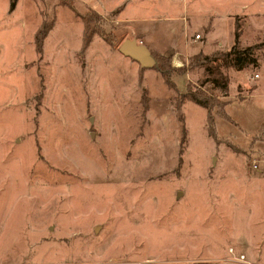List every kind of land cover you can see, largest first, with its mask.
Listing matches in <instances>:
<instances>
[{"label":"rangeland","instance_id":"374dc122","mask_svg":"<svg viewBox=\"0 0 264 264\" xmlns=\"http://www.w3.org/2000/svg\"><path fill=\"white\" fill-rule=\"evenodd\" d=\"M230 1L0 0V264H264V0ZM232 20L255 62H202Z\"/></svg>","mask_w":264,"mask_h":264},{"label":"trees","instance_id":"16d2710c","mask_svg":"<svg viewBox=\"0 0 264 264\" xmlns=\"http://www.w3.org/2000/svg\"><path fill=\"white\" fill-rule=\"evenodd\" d=\"M17 0H10V9L14 7L15 3ZM43 28V27H42ZM41 28V29H42ZM50 27H44L43 31H38V35H40V37H37V48L41 49L42 46V42L41 40H43L45 38V36L48 33ZM238 26L236 27V30L234 32L235 38H234V43L232 44V46L230 47L229 51H225L223 52H214L212 54L209 55H202L199 54L198 58H201L202 62H209V60H214V59H218L220 58H231L233 65H236L240 68H242L243 66H245L246 62L250 61V63L255 62V58L252 57V53H253V48L254 46H246V47H238V43H239V31H237ZM107 42H109L110 44H113V40L109 39L108 36H106ZM151 53V51H150ZM152 55L155 58V62L151 65L152 67H155L157 69V71L159 72L162 80L164 81V83H167L169 87H173L175 88V83H173V81H171L170 77L172 76L173 73H175L176 75L179 73H185V71H187L185 68H179V67H171V63L167 61V58L164 59H157L155 57V54L152 53ZM160 65V66H159ZM141 67V66H140ZM144 68V67H141ZM219 84V83H218ZM220 85V84H219ZM224 87V86H223ZM187 91H185V93L183 94V97H185L186 99L194 102L195 104H199L201 105L203 108H205L207 110V112L209 110H211V106H212V102H214V100L210 97H206V98H202L197 96V93L193 92L192 89H190L189 86H187ZM222 88V86H221ZM225 88V87H224ZM211 112H208V122L211 123V125L209 124V127H212V122H213V115ZM210 127V128H211ZM213 128V127H212ZM213 130V129H212ZM211 130V132H212Z\"/></svg>","mask_w":264,"mask_h":264},{"label":"crops","instance_id":"0c3cea01","mask_svg":"<svg viewBox=\"0 0 264 264\" xmlns=\"http://www.w3.org/2000/svg\"><path fill=\"white\" fill-rule=\"evenodd\" d=\"M204 0H197V2H196V4H195V6H192V7H189V6H187V8H186V10L185 9H183V12L182 13H185V12H189V13H193V11H196V12H201V13H203L202 14V18L201 19H198V20H196V21H194L195 19H193V20H189V21H191V25H195V26H198V27H200V28H202V27H204V26H206V13L210 10V9H212V7L213 6H211V5H204L203 2ZM251 6V8H257L258 9V7H260V6H258L259 4H257V0H239V1H237V0H231L228 4H227V6L226 7H220L221 8V10H223V9H233V10H235V11H238V9H245V8H248V6ZM219 6H221L220 4H219ZM220 10V11H221ZM256 11V10H255ZM258 11V10H257ZM166 12H168V13H170L169 14V18H170V20H172V21H174V22H177V24L178 23H180V25L182 26V27H190V22L189 21H187L186 19H185V21H186V24L184 25V20H182V15H178V16H175V15H177V14H181L180 13V11H178L177 13H176V11L175 10H167ZM259 12V11H258ZM173 13V14H172ZM204 13H205V15H204ZM252 13V12H251ZM253 13H254V11H253ZM261 13H263V12H260V13H254L253 15H259V14H261ZM247 14H249V12H247ZM262 18H263V16L262 15H260ZM227 19V18H226ZM170 20H169V22H170ZM229 20V19H228ZM171 23V22H170ZM231 23H233V25H234V27H237L238 26V24H236L235 22H234V20H232L231 21ZM235 23V24H234ZM236 25V26H235ZM246 25H247V23H246ZM193 27V26H192ZM241 28V27H240ZM237 31H239V26H238V28H237ZM232 33H233V31H232ZM234 38V35H232V39ZM239 39H240V36H239ZM207 44V43H206ZM205 51V50H204ZM137 62V61H136ZM137 64H138V62H137ZM137 67H138V65H137ZM149 67H151V66H149ZM139 68V67H138ZM149 69V68H148ZM155 71V70H154ZM138 73H139V71H138ZM181 75V74H180ZM144 77V74H143V76H142V84H144L145 85V87L146 88H151V86H150V83H148L147 82V80H146V78H143ZM160 78H161V76H160ZM161 80H162V78H161ZM166 84V83H165ZM167 86V85H166Z\"/></svg>","mask_w":264,"mask_h":264},{"label":"water","instance_id":"95a60500","mask_svg":"<svg viewBox=\"0 0 264 264\" xmlns=\"http://www.w3.org/2000/svg\"><path fill=\"white\" fill-rule=\"evenodd\" d=\"M118 49L122 54L137 61L141 67L149 68L155 62L149 48L138 42L136 38L124 40ZM181 194L179 191L178 196Z\"/></svg>","mask_w":264,"mask_h":264},{"label":"built area","instance_id":"2783aa9c","mask_svg":"<svg viewBox=\"0 0 264 264\" xmlns=\"http://www.w3.org/2000/svg\"><path fill=\"white\" fill-rule=\"evenodd\" d=\"M195 36H196L197 38H200V37H201L199 34H195ZM242 257H243V256H242ZM242 257H241V258H242Z\"/></svg>","mask_w":264,"mask_h":264},{"label":"bare ground","instance_id":"6f19581e","mask_svg":"<svg viewBox=\"0 0 264 264\" xmlns=\"http://www.w3.org/2000/svg\"><path fill=\"white\" fill-rule=\"evenodd\" d=\"M177 65H179V63H177Z\"/></svg>","mask_w":264,"mask_h":264}]
</instances>
